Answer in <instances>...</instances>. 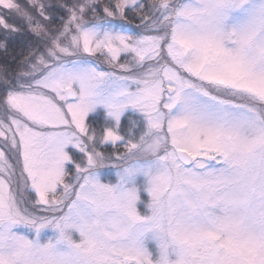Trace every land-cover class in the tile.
Returning a JSON list of instances; mask_svg holds the SVG:
<instances>
[{"label": "snow or ice", "instance_id": "snow-or-ice-1", "mask_svg": "<svg viewBox=\"0 0 264 264\" xmlns=\"http://www.w3.org/2000/svg\"><path fill=\"white\" fill-rule=\"evenodd\" d=\"M0 54V264H264V0H0Z\"/></svg>", "mask_w": 264, "mask_h": 264}, {"label": "rangeland", "instance_id": "rangeland-1", "mask_svg": "<svg viewBox=\"0 0 264 264\" xmlns=\"http://www.w3.org/2000/svg\"><path fill=\"white\" fill-rule=\"evenodd\" d=\"M98 112H101V114H103L104 109L98 108L96 112L90 113L89 115H94ZM131 114H132L131 110H128V112H126L125 116L131 115ZM123 118L124 117H122V121H123ZM66 150L69 151L70 154L74 151V149H72L71 147H69ZM117 171H118L117 168H115L111 165H108V166H105L103 168H98L96 174L102 183L115 184L118 181ZM18 174H19V170H17V175ZM132 186L137 187L138 195L140 197V199L137 202V208L141 213H144L147 211L146 205L150 200V196L148 195L147 191L145 190L146 177H144L142 174L138 175L135 178L133 183H130L127 185V187H132ZM13 231L16 232L17 234L25 235L30 240L38 241L41 245L48 243L49 241L55 243V241L59 237V232L56 229L52 228L51 226L46 227L44 229H41L38 235H37V232L34 228H30V227L22 225V224L14 226ZM71 234H72V239L74 241L78 242L80 239L79 233L76 232L75 230H71ZM58 247L61 250L65 249V245H63V244L58 245Z\"/></svg>", "mask_w": 264, "mask_h": 264}, {"label": "trees", "instance_id": "trees-1", "mask_svg": "<svg viewBox=\"0 0 264 264\" xmlns=\"http://www.w3.org/2000/svg\"><path fill=\"white\" fill-rule=\"evenodd\" d=\"M53 2L55 3V0H53ZM19 47H17V51H19ZM16 61H13L10 57L5 59V57L0 54V65H5L7 64L9 66L10 70H14L16 67ZM127 116H125L123 118L122 123H124L126 121ZM87 122L91 123L94 127L95 126H99L102 122H103V115L101 114V112H98L94 115H89L87 118Z\"/></svg>", "mask_w": 264, "mask_h": 264}]
</instances>
